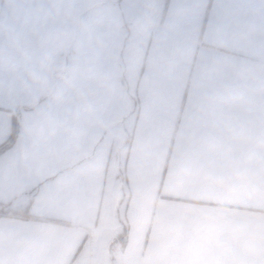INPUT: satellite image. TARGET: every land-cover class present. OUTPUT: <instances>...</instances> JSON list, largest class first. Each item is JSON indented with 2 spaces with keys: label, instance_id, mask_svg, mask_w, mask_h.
<instances>
[{
  "label": "crops",
  "instance_id": "obj_1",
  "mask_svg": "<svg viewBox=\"0 0 264 264\" xmlns=\"http://www.w3.org/2000/svg\"><path fill=\"white\" fill-rule=\"evenodd\" d=\"M15 126L0 264H264V0H0Z\"/></svg>",
  "mask_w": 264,
  "mask_h": 264
},
{
  "label": "trees",
  "instance_id": "obj_2",
  "mask_svg": "<svg viewBox=\"0 0 264 264\" xmlns=\"http://www.w3.org/2000/svg\"><path fill=\"white\" fill-rule=\"evenodd\" d=\"M16 126H15V128H14V131H13V133H12V135L10 136V138L8 139V141H6L3 145H1L0 146V154L2 153V152H4L6 149H8L11 145H12V143H13V141H14V139H15V136H16ZM117 177L120 179V182L122 183V187H121V190H122V192L124 191V185H123V183H124V177H123V170L121 169V165L120 164H118V169H117ZM123 198L120 200V202H119V204H118V209H117V218H118V220L120 221V223H122L121 221H122V219H121V206H122V203H123Z\"/></svg>",
  "mask_w": 264,
  "mask_h": 264
},
{
  "label": "rangeland",
  "instance_id": "obj_3",
  "mask_svg": "<svg viewBox=\"0 0 264 264\" xmlns=\"http://www.w3.org/2000/svg\"><path fill=\"white\" fill-rule=\"evenodd\" d=\"M125 150H126V146H122V148H121V153L119 154V161L120 162H123V157H124V153H125ZM119 162V163H120ZM123 205V204H122ZM121 211H122V209H123V206H121Z\"/></svg>",
  "mask_w": 264,
  "mask_h": 264
}]
</instances>
